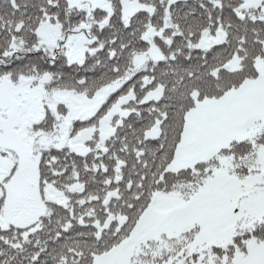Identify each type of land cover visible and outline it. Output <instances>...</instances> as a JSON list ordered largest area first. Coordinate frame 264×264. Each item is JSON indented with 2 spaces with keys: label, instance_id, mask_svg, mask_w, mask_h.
<instances>
[{
  "label": "snow or ice",
  "instance_id": "snow-or-ice-1",
  "mask_svg": "<svg viewBox=\"0 0 264 264\" xmlns=\"http://www.w3.org/2000/svg\"><path fill=\"white\" fill-rule=\"evenodd\" d=\"M0 264H264V0H0Z\"/></svg>",
  "mask_w": 264,
  "mask_h": 264
}]
</instances>
